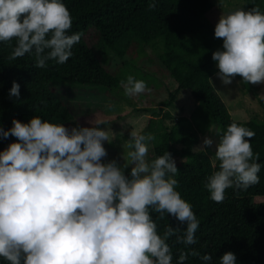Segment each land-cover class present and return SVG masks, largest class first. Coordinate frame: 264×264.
I'll return each instance as SVG.
<instances>
[{
  "label": "clouds",
  "instance_id": "obj_1",
  "mask_svg": "<svg viewBox=\"0 0 264 264\" xmlns=\"http://www.w3.org/2000/svg\"><path fill=\"white\" fill-rule=\"evenodd\" d=\"M71 27V14L61 0H0V42H16L9 60L34 52L37 68L49 61L64 64L81 40L79 33L67 34ZM214 36L223 41V50L214 51L212 59L224 85L235 76L253 85L264 83V13L258 7L221 16ZM122 85L130 97L150 91L133 76ZM19 94L13 82L10 96ZM12 125L0 130L5 139L19 141L0 152V258L9 264H173L168 238L176 236L185 246L197 243L200 222L176 190L178 169L171 153L147 159V142L154 136L130 133L129 163L123 167H132L126 176L115 160L101 162L107 156L103 142L117 135L111 130H69L39 117L28 123L13 119ZM254 136L236 122L219 135V170L205 184L214 202L223 203L226 189L246 190L259 183L261 165L249 142ZM212 144L205 138L195 150L204 152ZM150 210L158 219L167 213L186 227L181 233L168 225L158 234ZM190 256L204 264L212 261L210 254L186 249L176 264ZM220 264H236V256L226 252Z\"/></svg>",
  "mask_w": 264,
  "mask_h": 264
},
{
  "label": "trees",
  "instance_id": "obj_2",
  "mask_svg": "<svg viewBox=\"0 0 264 264\" xmlns=\"http://www.w3.org/2000/svg\"><path fill=\"white\" fill-rule=\"evenodd\" d=\"M244 9L258 7L264 13V0H243ZM72 17L68 35L79 33L81 40L72 48L73 55L64 64L49 61L43 69L35 67V54L9 60L15 40L0 42V130L7 131L13 119L28 123L33 117L63 125L71 130L77 127H98L103 130L114 118L100 113H84L78 118L61 99V90L74 89L83 93H116L127 97L122 82L128 76L137 78L141 71L140 58L161 69L175 84L162 107L146 109L152 116L143 135L155 140L151 155L157 158L171 153L178 173L174 177L176 190L181 198L192 206L199 220L195 233L197 243L185 246L176 242V236L168 238L176 264L179 253L186 249L198 251L201 256L210 254V264H220L226 252L236 256V264H264V119L236 121L226 104L211 84V77L218 72L212 53L223 50L222 39L215 38V27L205 21L213 9L211 0H61ZM150 3L156 7L149 8ZM150 52V54H148ZM121 61L115 70L110 69L111 58ZM143 75L140 80L150 84L155 75ZM148 78V79H147ZM13 82L19 84V97L10 96ZM188 89L197 103L189 116L174 117L163 111L176 101L180 91ZM100 121L101 124L96 125ZM236 122L255 132L249 140L256 161L261 165L259 183L246 190H225L223 203L214 202L206 189L208 177L219 170L215 153L194 151L199 134L206 133L212 125L220 126V134ZM248 139V138H246ZM19 142L13 136L5 139L0 133V152L9 144ZM130 169L124 173L130 175ZM157 223L158 234L168 225L179 227L181 233L186 225L179 224L165 213L150 210ZM0 264H9L0 258ZM23 264V261H21ZM184 264H204L198 257H189Z\"/></svg>",
  "mask_w": 264,
  "mask_h": 264
},
{
  "label": "rangeland",
  "instance_id": "obj_3",
  "mask_svg": "<svg viewBox=\"0 0 264 264\" xmlns=\"http://www.w3.org/2000/svg\"><path fill=\"white\" fill-rule=\"evenodd\" d=\"M214 7L206 16L205 21L214 27L218 23L221 16H226L238 9H244L243 0H211ZM150 54V52H148ZM121 64L116 58H111L110 69ZM140 72L138 77L143 75H153L154 80L146 83L150 91H146L138 96L122 97L116 93H107L104 89H99L98 93L77 92L74 89L61 90L59 95L71 108L76 118L84 113H98L107 118H114L103 130H111L116 133V138L110 143L103 142V146L107 152V156L102 159V163H108L115 160L119 166L123 168L124 173L132 167L124 168V164H128L127 152L130 150L127 144L130 142V133L135 131L141 133L146 127L148 120L152 118L146 109L150 107H162L161 102L169 98L170 91L176 86L167 74L161 69H157L151 64L146 57L140 58ZM219 71V70H218ZM135 78L140 80L139 78ZM148 79V78H147ZM144 81V80H143ZM211 84L217 94L226 104L232 118L236 121H246L249 119H264V83L251 84L242 81L240 76L232 78V83L224 85L219 79L218 72L211 79ZM124 91V87H123ZM197 103L193 98L191 91L182 89L170 108L163 107V111H170L175 118L179 116H189L196 109ZM219 125H212L206 133L199 134V143L193 147V150L202 146L205 138H211L213 144L205 149L211 157L215 153L216 145L219 142L220 132ZM149 153L147 159L152 161L155 159L151 155L153 144L148 141ZM264 197H257L256 201H263Z\"/></svg>",
  "mask_w": 264,
  "mask_h": 264
}]
</instances>
